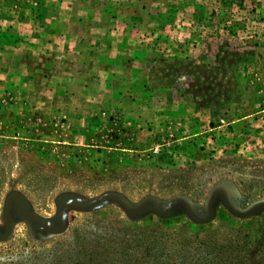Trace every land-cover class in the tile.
Segmentation results:
<instances>
[{
	"label": "rangeland",
	"instance_id": "rangeland-1",
	"mask_svg": "<svg viewBox=\"0 0 264 264\" xmlns=\"http://www.w3.org/2000/svg\"><path fill=\"white\" fill-rule=\"evenodd\" d=\"M87 4L0 0V264H264V0Z\"/></svg>",
	"mask_w": 264,
	"mask_h": 264
},
{
	"label": "water",
	"instance_id": "water-1",
	"mask_svg": "<svg viewBox=\"0 0 264 264\" xmlns=\"http://www.w3.org/2000/svg\"><path fill=\"white\" fill-rule=\"evenodd\" d=\"M93 204H94V203H92V205H93ZM21 214H22L23 216L29 218V219L36 220V221H38L39 223L43 224L42 220L38 219V218L35 217L34 215H31V214H25V213H21ZM7 225H8V227H9V225H10L9 219H7Z\"/></svg>",
	"mask_w": 264,
	"mask_h": 264
},
{
	"label": "trees",
	"instance_id": "trees-1",
	"mask_svg": "<svg viewBox=\"0 0 264 264\" xmlns=\"http://www.w3.org/2000/svg\"><path fill=\"white\" fill-rule=\"evenodd\" d=\"M83 6L88 7L87 0H82Z\"/></svg>",
	"mask_w": 264,
	"mask_h": 264
},
{
	"label": "crops",
	"instance_id": "crops-1",
	"mask_svg": "<svg viewBox=\"0 0 264 264\" xmlns=\"http://www.w3.org/2000/svg\"><path fill=\"white\" fill-rule=\"evenodd\" d=\"M110 3H112V2H110V1L108 2V1H107V2L105 3V5H106V4H110ZM109 9H111V8H109ZM101 11H102V8H101L100 12H101ZM112 12L115 13L114 11H112ZM102 13H103V11H102Z\"/></svg>",
	"mask_w": 264,
	"mask_h": 264
}]
</instances>
